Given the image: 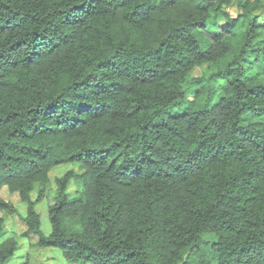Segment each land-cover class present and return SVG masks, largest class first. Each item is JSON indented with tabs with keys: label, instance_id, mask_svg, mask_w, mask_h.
<instances>
[{
	"label": "trees",
	"instance_id": "1",
	"mask_svg": "<svg viewBox=\"0 0 264 264\" xmlns=\"http://www.w3.org/2000/svg\"><path fill=\"white\" fill-rule=\"evenodd\" d=\"M69 162L46 234L36 204ZM3 187L79 264H264V0H0ZM17 213L0 198V233Z\"/></svg>",
	"mask_w": 264,
	"mask_h": 264
},
{
	"label": "rangeland",
	"instance_id": "2",
	"mask_svg": "<svg viewBox=\"0 0 264 264\" xmlns=\"http://www.w3.org/2000/svg\"><path fill=\"white\" fill-rule=\"evenodd\" d=\"M230 10L235 13V6L230 8ZM219 22H224L222 17L213 19L209 22L208 32H214L220 30ZM208 32H200V38L203 42L204 47L207 49L211 46V40ZM227 42L231 41L229 37ZM240 46L239 42H235L234 50L237 51ZM232 53L228 54L226 58L222 59L220 66L224 67L227 59L230 58ZM213 71V66L209 63L197 66L191 72L192 77L197 76H208ZM204 83H190L187 87V96L186 100L179 106L171 110L172 114L183 113L188 110L192 105H195V92L199 87L203 86ZM74 169L77 172H81L82 168L79 164L76 163H63L53 167L50 170L49 176L51 179L50 193L43 200L39 201L36 204V209L41 215L42 229L45 233H48L50 230L49 225V204L54 201V193L56 190V179L65 174L68 170ZM78 188H81V183L77 177L72 178L69 183L68 191L70 194L76 195L78 193ZM36 196V192L33 193ZM0 198L8 199L14 202L17 205L18 213L15 215H10L5 218L3 232L0 234V244L6 239L16 236L18 241V248L15 251L13 257L4 264H78L76 262H71L67 260L62 250L59 247L55 246H39L36 244V237L27 236L25 234V225L21 221V216L26 212L25 203L21 200L18 193L10 192L7 187L0 188ZM16 229V231H15ZM17 232V233H16Z\"/></svg>",
	"mask_w": 264,
	"mask_h": 264
},
{
	"label": "crops",
	"instance_id": "3",
	"mask_svg": "<svg viewBox=\"0 0 264 264\" xmlns=\"http://www.w3.org/2000/svg\"><path fill=\"white\" fill-rule=\"evenodd\" d=\"M23 202H24V201H23ZM24 203H25V202H24ZM25 206H26V210H27V204H26V203H25ZM14 215H15V214H14ZM24 215H26V212H25ZM24 215H22V216H24ZM48 218H49V212H48ZM21 221H22V220H21ZM4 223H5V222H4ZM22 223L25 225V230H26V224H25L23 221H22ZM41 223H42V222H41ZM49 225H50V230H49V232L46 233V234H50V233H51V229H52V228H51L50 220H49ZM41 226H42V225H41ZM3 228H4V226H3ZM15 231H16V229H15ZM2 232H3V230H2ZM2 232H1V233H2ZM1 233H0V234H1ZM16 233H17V232H16ZM44 233H45V232H44ZM31 236H33V235H30V237H31ZM13 237L16 238L15 235H14ZM34 237H35V236H34ZM16 239H17V238H16ZM36 239H37V238H36ZM39 246H41V245H39ZM43 247H45V246H43ZM17 248H18V247H17ZM62 253H63V252H62ZM14 254H15V252H14ZM14 254H13V255H14ZM63 255H64V254H63ZM12 257H13V256H12ZM12 257H11V258H12ZM64 257H65V256H64ZM11 258H9L7 261H9ZM7 261H6V262H7ZM6 262H5V263H6ZM71 262H73V261H71ZM76 263H77V262H76ZM3 264H4V263H3ZM78 264H79V263H78Z\"/></svg>",
	"mask_w": 264,
	"mask_h": 264
}]
</instances>
